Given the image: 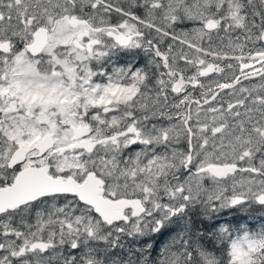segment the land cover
<instances>
[{"label":"snow or ice","instance_id":"6c2138e0","mask_svg":"<svg viewBox=\"0 0 264 264\" xmlns=\"http://www.w3.org/2000/svg\"><path fill=\"white\" fill-rule=\"evenodd\" d=\"M0 264H264V0H0Z\"/></svg>","mask_w":264,"mask_h":264},{"label":"trees","instance_id":"16d2710c","mask_svg":"<svg viewBox=\"0 0 264 264\" xmlns=\"http://www.w3.org/2000/svg\"><path fill=\"white\" fill-rule=\"evenodd\" d=\"M249 223L258 224L259 223L258 216L257 218H250Z\"/></svg>","mask_w":264,"mask_h":264}]
</instances>
